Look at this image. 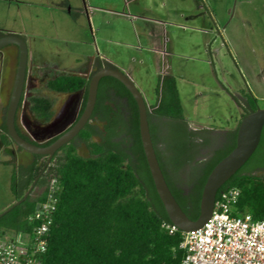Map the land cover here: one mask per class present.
<instances>
[{"label": "trees", "instance_id": "1", "mask_svg": "<svg viewBox=\"0 0 264 264\" xmlns=\"http://www.w3.org/2000/svg\"><path fill=\"white\" fill-rule=\"evenodd\" d=\"M7 33L0 30V37ZM101 67L118 69L110 61L97 57L92 74ZM90 77L60 74L47 85L64 94L84 89L82 111ZM237 104L243 111L230 140L201 155L198 162L202 165L198 170L193 168L195 180L185 191L172 182L166 166L174 170L194 160L197 150L207 144V137L192 129L184 117L174 75L159 74L155 101L146 103L160 167L172 194L191 219L199 215L200 196L208 174L235 146L240 121L259 107L258 99L251 94ZM6 108L7 103L2 108L0 141L8 146L14 142L7 132ZM30 110L45 121L53 115L52 103L45 97H32ZM92 133L97 140L92 139ZM79 136L87 143L88 155L79 154L70 141L58 149L47 165L39 159L40 155L27 165H14L10 177L14 201L23 197L35 179L33 188L38 187L41 192L35 196L30 193L0 216V231H30L27 217L43 200L49 178L54 175L60 183L58 205L40 264H180L184 256L179 247L182 231L169 233L163 227V223L171 221L155 190L142 148L137 103L119 80L111 76L101 78L93 126L87 124ZM200 137L201 143L197 142ZM157 142L162 145L163 156ZM257 167L264 171V127L255 152L218 190L238 186L241 190L238 211L250 213L254 219L264 216V173H255L259 171Z\"/></svg>", "mask_w": 264, "mask_h": 264}, {"label": "rangeland", "instance_id": "2", "mask_svg": "<svg viewBox=\"0 0 264 264\" xmlns=\"http://www.w3.org/2000/svg\"><path fill=\"white\" fill-rule=\"evenodd\" d=\"M93 3H111L129 17L93 13ZM98 20L104 25L101 31L116 34L114 43L101 39ZM0 30L16 32L28 41V98H48L54 114L50 122L43 120L42 133L60 128L80 96L52 92L47 82L82 67L104 48L119 54L106 56L120 64L118 69L131 78L147 104L155 101L158 75H174L184 117L201 136L213 131L217 139L221 130L234 129L243 111L237 101L246 95H253L264 107V0H130L129 7L125 0H0ZM136 31L144 47L141 53L116 44L137 43ZM157 49L160 55L155 54ZM7 51L0 55V115L10 97L18 60L15 46ZM17 122L23 129L21 109ZM156 146L162 155L161 143ZM202 152L205 155L207 150ZM29 158L17 145L0 141V213L15 202L10 191L14 165ZM40 192L33 188L31 195Z\"/></svg>", "mask_w": 264, "mask_h": 264}, {"label": "water", "instance_id": "3", "mask_svg": "<svg viewBox=\"0 0 264 264\" xmlns=\"http://www.w3.org/2000/svg\"><path fill=\"white\" fill-rule=\"evenodd\" d=\"M12 44L18 47V60L5 114L7 132L12 141L28 152L48 155L49 158H51L61 146L70 142L89 120L96 104L101 78L104 76L116 78L129 90L137 103L140 139L155 190L171 223L182 231H190L199 228L205 223L212 214L219 188L245 164L260 143L264 127V107H258L255 111L246 114L240 121L237 128L235 146L227 155L216 163L208 174L200 196L199 215L196 219H191L183 211L172 194L160 167L150 133L145 99L131 78L119 69L101 67L91 75L87 88L85 106L79 118L67 131L56 138L51 144L45 146L38 145L21 136L16 126V115L27 76L29 47L25 38L19 34L9 32L0 37V49ZM35 182L36 179L23 197L4 209L0 213V216L25 200L31 193Z\"/></svg>", "mask_w": 264, "mask_h": 264}, {"label": "built area", "instance_id": "4", "mask_svg": "<svg viewBox=\"0 0 264 264\" xmlns=\"http://www.w3.org/2000/svg\"><path fill=\"white\" fill-rule=\"evenodd\" d=\"M60 183L51 176L44 198L27 217L30 231H0V264H40L58 205ZM241 190L227 186L216 195L212 214L196 229L182 231L180 264H264V216L238 211ZM169 233L178 230L163 223Z\"/></svg>", "mask_w": 264, "mask_h": 264}, {"label": "flooded vegetation", "instance_id": "5", "mask_svg": "<svg viewBox=\"0 0 264 264\" xmlns=\"http://www.w3.org/2000/svg\"><path fill=\"white\" fill-rule=\"evenodd\" d=\"M23 38H25V37H23ZM25 40L27 41L26 38H25ZM12 45L15 46L17 48V51H18V47L14 44H12ZM9 46H11V45H7V46L2 47L0 49V55H4L5 53L8 54V51L6 52V49ZM93 64H94L93 58L89 59L84 63V65L82 67L69 69L72 72H70L68 74H77V75H82V76H85L86 78H88V77H90V75L93 72V66H94ZM45 76H46V73L44 74V77ZM30 79H31V76L28 75V73H27L25 85H24V89H23V94H22V97H21V100H20V103H19V106L17 109V111L19 109L22 110V126H23L24 130L18 124L17 115H16L17 130L21 134V136H23L25 139H27L31 142H34V143H36L38 145H42V146L49 145L56 138H58L61 134H63L65 131H67L77 121V119L79 118V116L82 112L81 108H82V105L84 102V95H85L84 92L85 91H84V89L76 91V92L80 93L77 104H76L74 110L72 111L70 117L64 122V124L60 128H55L53 130L42 133L40 131V129L42 128V130H43V128L46 127L44 125L45 122H50L53 119L54 114L52 115V117L48 121H45L44 119L39 118L33 112H31V110H30V106H31L30 100L31 99L28 98V93L30 92L29 91L30 90L29 89V81H31ZM34 86H36L35 82H33L32 88ZM52 92H55V91H52ZM76 92H72V93H76ZM55 93L65 95L64 93H60V92H55ZM29 102H30V104L28 105ZM84 106H85V104H84ZM87 124H90L91 126H93V112H92L89 120L87 121V123L85 124V126L83 128H85ZM232 130L233 129H226L223 131L221 130L220 131L221 137H219L217 139L215 138L216 136H215V133L213 131L208 133V136H206L207 140H208L207 144L205 146L200 147L197 150V152L195 153L194 160H191L187 163H183V164H181V166L175 168L174 170L173 169L170 170L169 168H166V171L171 176L172 182H174L177 186L184 188L185 191H188V188L191 186V184L195 180V176L193 174V171H194L193 168L195 167L196 170H198L200 168V166L202 165V163L198 162V160L202 157L201 155L204 154L202 151L207 150V152H209V151L216 150L217 148L223 146L228 140H230L229 137H230ZM92 139H93V133H92ZM70 141L74 142V144L76 145V151L79 154H81L80 151H84V154H81V155H88L90 153L89 148L87 146V143L79 136V133L75 137H73ZM202 141H203V139L201 137L197 140V142H199V143H201ZM24 151H26V150H24ZM26 152L29 153L30 158L28 160H26V162L23 163L24 165H27V164L31 163L32 161H34L36 159L37 155H40L39 159L42 161L45 160V164L47 165L56 153L55 152L53 154V156L51 158H49L48 155L33 154L31 152H28V151H26ZM21 158L27 159L23 155H21ZM256 170H259V167H257ZM37 188L38 187H35V189H37Z\"/></svg>", "mask_w": 264, "mask_h": 264}, {"label": "crops", "instance_id": "6", "mask_svg": "<svg viewBox=\"0 0 264 264\" xmlns=\"http://www.w3.org/2000/svg\"><path fill=\"white\" fill-rule=\"evenodd\" d=\"M126 1V6H128L129 7V1L130 0H125ZM107 6H105V5H100L99 3H93V5H92V9H93V13H98V14H100V13H112V14H120V15H123V16H126V17H129V13L127 12H124V11H121V10H118V9H114L113 7H112V5H111V3L110 4H106ZM190 17H192V16H190ZM96 23H97V30H98V32L99 31H101L100 29H103V22L102 21H100V20H98V21H96ZM108 28V27H107ZM8 32H10V33H16V32H12V31H8ZM102 33H101V39L103 40V41H107V42H115V39H114V36L116 35L114 32H112V31H108V29H106V31H104V30H102L101 31ZM17 34V33H16ZM136 34H137V43H131V42H128V43H125V42H119V41H116L117 43L116 44H125V45H127V46H129V47H132L133 49H135L136 51H138V52H142V50L144 49V47L139 43V37H138V32L136 31ZM20 35V34H19ZM153 35V34H152ZM152 35L150 36V37H152ZM153 37H154V35H153ZM104 51L105 52H101V54H99V56H98V58H101V59H105V60H107V61H110L112 64H114L116 67H121L120 66V64L118 63V62H116L115 60H114V58H110V57H108V56H106V55H119V54H117V53H115V52H112L110 49H108V48H104ZM155 54L156 55H160L161 54V51L159 50V49H157L156 51H155ZM141 55V54H140ZM96 59H97V57L96 58H93V62H94V64L93 65H95V63H96ZM94 67V66H93ZM121 69V68H120ZM1 117H2V115H0V122H1Z\"/></svg>", "mask_w": 264, "mask_h": 264}]
</instances>
